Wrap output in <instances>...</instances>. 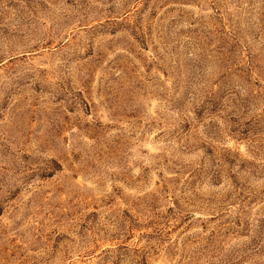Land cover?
Listing matches in <instances>:
<instances>
[{
	"label": "rangeland",
	"instance_id": "obj_1",
	"mask_svg": "<svg viewBox=\"0 0 264 264\" xmlns=\"http://www.w3.org/2000/svg\"><path fill=\"white\" fill-rule=\"evenodd\" d=\"M0 264H264V0H0Z\"/></svg>",
	"mask_w": 264,
	"mask_h": 264
}]
</instances>
